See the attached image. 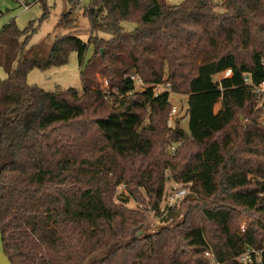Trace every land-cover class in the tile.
I'll use <instances>...</instances> for the list:
<instances>
[{"label":"trees","instance_id":"16d2710c","mask_svg":"<svg viewBox=\"0 0 264 264\" xmlns=\"http://www.w3.org/2000/svg\"><path fill=\"white\" fill-rule=\"evenodd\" d=\"M83 13L87 42L55 33L45 57L28 54L33 21L0 30V232L11 264H210L206 252L244 264L240 253L264 250V124L251 90L264 80V0H89ZM89 44L81 91L27 82L71 51L82 65ZM171 92L187 96L186 127L166 123ZM195 96L211 98L208 118ZM169 180L190 193L162 219L174 223L147 233L145 213L161 215ZM120 185L143 210L115 202Z\"/></svg>","mask_w":264,"mask_h":264},{"label":"rangeland","instance_id":"374dc122","mask_svg":"<svg viewBox=\"0 0 264 264\" xmlns=\"http://www.w3.org/2000/svg\"><path fill=\"white\" fill-rule=\"evenodd\" d=\"M167 4H179L183 0H162ZM217 1V0H215ZM43 3L47 6L48 14L46 17L41 18L43 13ZM24 5L27 7L24 9ZM89 5V0H0V30L10 20H14L15 24L19 29H24L30 21L31 28L29 30L30 37L28 39V54L35 55L38 57H45V54L50 48V38L55 33H67L78 36L83 41L87 42L89 38V22L83 11ZM71 8L70 18L72 19L71 24H63V15L65 11ZM222 11V9H219ZM135 27V23L130 21H122L121 28L123 30L131 31ZM99 36L108 37V34L99 32ZM23 39V37L21 38ZM31 49V50H29ZM93 52V47L89 44L87 51L83 58L82 65L79 64L77 55L74 51H71L68 56V61L61 66L50 67L45 70L34 68L29 71L27 75V82L30 84H36L45 90H54L56 86L62 88L74 87L78 91L82 90V83L80 79V68L85 65L89 57ZM223 76L219 73L214 76V79L218 80ZM6 77L5 70L0 67V79ZM96 79L99 83V87L102 89H108V82L104 76L96 74ZM137 83L136 89H140ZM163 89L164 86L158 87ZM172 106H175V117H181V123L186 127L187 119L184 117L187 108V96L181 94H175L173 92L169 95ZM196 102L200 105L202 111L205 113L207 118L209 117V104L211 98L196 97ZM256 107L261 110V114L258 117V121L264 124V110L256 104ZM219 104L217 103L212 111H217ZM240 122H246L247 120L243 117L240 118ZM174 186H180L173 180H169L166 183V191L170 190ZM190 193L189 188H187ZM115 202L125 203L129 208L144 209L143 204L135 202L128 194L126 188L120 185L115 194ZM164 206V201L161 204ZM146 222L145 227L147 233L156 232L162 225H171V223L163 222L160 216L155 214L153 211L145 213ZM252 216L247 212L240 213V224H245L249 221ZM174 223V222H173ZM142 231H139L137 235H140ZM264 258V253H263Z\"/></svg>","mask_w":264,"mask_h":264},{"label":"built area","instance_id":"2783aa9c","mask_svg":"<svg viewBox=\"0 0 264 264\" xmlns=\"http://www.w3.org/2000/svg\"><path fill=\"white\" fill-rule=\"evenodd\" d=\"M27 6L24 5V9ZM222 77H227L231 74V70L227 69L224 71ZM130 78L136 83H141V80L134 75H131ZM244 81L249 84V79L247 76L244 77ZM139 85V84H138ZM252 93L255 95L256 98V104H258L259 107H261L264 110V80L260 83L253 84L251 86ZM175 106L171 107L169 118L167 119V125L172 126L173 125V118L175 117ZM264 118V116H263ZM174 150V147H171V151ZM188 193V190L186 187L183 186H174L170 190L166 191L164 195V206H162V213L160 216V219H163L165 215L169 212V210L175 208L179 201L182 199L184 195ZM175 221V216H170L167 218L166 223H173ZM241 230H244V224L239 225ZM263 253L264 250H255V249H246L242 253H240L236 259L240 263H257L260 262L263 259ZM206 255L209 259L210 264H223L222 262H219L215 259L213 254L211 252H206Z\"/></svg>","mask_w":264,"mask_h":264},{"label":"water","instance_id":"95a60500","mask_svg":"<svg viewBox=\"0 0 264 264\" xmlns=\"http://www.w3.org/2000/svg\"><path fill=\"white\" fill-rule=\"evenodd\" d=\"M0 264H11L9 258L4 252L2 234L0 232ZM83 264H89L87 261Z\"/></svg>","mask_w":264,"mask_h":264},{"label":"crops","instance_id":"0c3cea01","mask_svg":"<svg viewBox=\"0 0 264 264\" xmlns=\"http://www.w3.org/2000/svg\"><path fill=\"white\" fill-rule=\"evenodd\" d=\"M36 1V0H35ZM48 53V52H47ZM47 54H45V56H46ZM44 56V55H43Z\"/></svg>","mask_w":264,"mask_h":264}]
</instances>
